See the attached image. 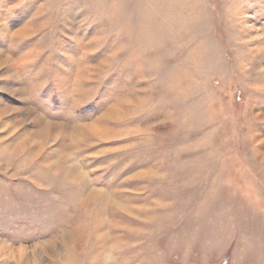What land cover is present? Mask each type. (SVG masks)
Returning a JSON list of instances; mask_svg holds the SVG:
<instances>
[{
    "label": "rangeland",
    "instance_id": "rangeland-1",
    "mask_svg": "<svg viewBox=\"0 0 264 264\" xmlns=\"http://www.w3.org/2000/svg\"><path fill=\"white\" fill-rule=\"evenodd\" d=\"M0 264H264V0H0Z\"/></svg>",
    "mask_w": 264,
    "mask_h": 264
}]
</instances>
